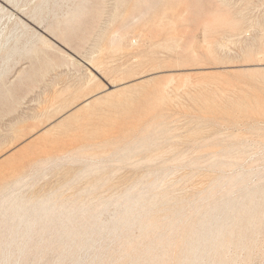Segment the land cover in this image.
<instances>
[{
	"label": "rangeland",
	"instance_id": "obj_1",
	"mask_svg": "<svg viewBox=\"0 0 264 264\" xmlns=\"http://www.w3.org/2000/svg\"><path fill=\"white\" fill-rule=\"evenodd\" d=\"M111 2L0 0V237L24 228L13 198L65 209L33 236L41 258L0 264H264V0H181L172 29L100 50L121 20L107 21ZM87 98L96 113L81 123L101 130L78 153L85 128L55 125ZM227 198L242 212L209 213ZM73 216L97 226L79 246L55 234Z\"/></svg>",
	"mask_w": 264,
	"mask_h": 264
},
{
	"label": "bare ground",
	"instance_id": "obj_2",
	"mask_svg": "<svg viewBox=\"0 0 264 264\" xmlns=\"http://www.w3.org/2000/svg\"><path fill=\"white\" fill-rule=\"evenodd\" d=\"M9 2V0H6ZM181 0H112L111 4V13L110 17L107 19L108 22H110L113 18L116 16H120L121 20L118 25H109V27L101 28L100 32L98 33L99 36H105L106 39L102 45H98L99 49L104 47H109L112 50H121V49H131L133 45L137 43L138 40H136L138 37L139 39L143 38L146 33H161L164 29V27L169 24L171 29L174 27L175 21L178 18H181V14L178 12V5L180 4ZM2 9V6L0 5V10ZM110 24V23H109ZM107 25V24H106ZM38 26V25H37ZM233 27V26H232ZM236 28V25L233 27V29ZM42 42L45 45H49L46 41V39L40 35ZM134 41V42H133ZM98 44V43H97ZM71 60H75L79 63V60H77L74 56L68 54L67 55ZM81 60V59H80ZM87 65H89L93 70L96 68H99V64L101 63V59L99 57L95 58H89V62L82 59ZM91 64H93L92 67ZM90 69V68H89ZM89 77L87 80V83H89L95 76L94 74L88 70ZM96 71V70H95ZM264 78V76H263ZM166 91L164 90L163 98H166ZM96 98V97H95ZM91 99L87 98L84 100L82 108H85V111L82 113H74L69 116H64L55 126H57L59 133L61 132H67L71 128H78L80 126L84 127L83 130L84 139L86 140L85 143L81 144L78 153H83L84 150H81L84 146L87 145H93L94 143L87 144L89 138L94 135L96 137L99 133L101 128L97 126L92 132L91 135H89V130L86 128L85 123H81L82 120L89 119L90 116L95 115L96 110L93 108H88L87 105L89 104ZM75 99L72 101L74 102ZM71 104L67 101H60L55 107V111L64 110L66 107H68ZM225 110H229V108H226ZM45 117L46 120L49 118L47 117V112H41L38 116H35L34 118L41 121V119ZM51 132V129L45 131L46 134H49ZM103 142H108V139H105ZM80 150V152H79ZM14 182L18 181L19 175L16 174V176L13 178ZM5 187L4 183L0 184V189H3ZM255 194H248L247 198L249 201H253ZM156 201V200H155ZM56 204V203H55ZM144 203L142 200H135L133 202V206H142ZM3 203H0V207H2ZM25 202L21 200H17L16 198H13L10 201V204L6 207L7 210L10 209L11 214L17 215L20 211L23 212V215L25 218H23V224L24 228H22V231L20 234H16L17 232V225H13L9 227L8 232H6L3 236L0 237V259L2 260H8L10 258H41L42 255L47 250V246L43 243L45 239L34 238V235H38L40 237V234L37 232V230L42 229L45 227V222H50L51 220H54L53 218V211L58 210V213H61L62 211H65L62 207V203H58L52 206H44V204H40L39 207L33 206L30 209L25 208ZM239 205H234L229 198L222 201V204L218 207L217 211L210 210V214H215L216 216L219 215L220 212H227V211H240L243 210V208L238 207ZM5 208V212H6ZM132 210L131 206L128 205V203L125 206L124 212L128 213ZM242 212V211H240ZM55 216V215H54ZM56 213V217H57ZM214 217L213 223L211 225H204L206 230V235L204 237L205 241H210L212 238H214V230L220 227V219L218 217ZM242 216V215H241ZM40 217H43V220H39ZM92 218H94V215H91ZM73 218L78 219L77 217L73 216L72 218H65L66 222H64V218H58L59 224L58 228L55 231V234L60 239V243L65 242V238H69L73 243L76 245L84 244V240H82V237H88L90 234L97 229V226L93 227L88 224H82L78 225L76 224ZM242 220L249 221L252 219L251 215H243ZM118 221H121L122 223H126L127 219L123 216H119L117 218ZM220 221V222H219ZM114 220L112 221V226L110 228V233L114 232L117 227ZM90 229V230H89ZM218 231V230H217ZM37 232V233H34ZM216 233V232H215ZM79 237V238H78ZM78 241H77V239ZM41 244V245H40ZM43 244V245H42ZM61 252V251H59ZM66 255H68L71 250L67 249ZM74 257V256H73ZM199 257V255L196 256V258ZM76 257H74L75 260Z\"/></svg>",
	"mask_w": 264,
	"mask_h": 264
}]
</instances>
